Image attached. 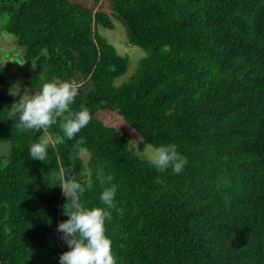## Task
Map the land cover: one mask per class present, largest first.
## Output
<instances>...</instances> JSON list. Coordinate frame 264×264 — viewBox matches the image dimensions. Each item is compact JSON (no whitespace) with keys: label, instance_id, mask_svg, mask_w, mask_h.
<instances>
[{"label":"trees","instance_id":"1","mask_svg":"<svg viewBox=\"0 0 264 264\" xmlns=\"http://www.w3.org/2000/svg\"><path fill=\"white\" fill-rule=\"evenodd\" d=\"M109 1L127 41L145 51L118 85L128 58L97 31L112 29L104 10L0 0V31L38 68L25 91L53 77L74 80L72 109L92 114L45 161L30 157L28 145L43 133L21 132L8 118L19 97L2 91L0 65V143L10 144L0 154L8 161L0 167V264H58L66 197L53 176L68 169L92 181L81 199L93 207L102 204L99 167L119 185L106 221L117 264H264V0ZM97 109L116 110L153 147L175 144L184 169L150 166ZM60 123L49 131L61 133Z\"/></svg>","mask_w":264,"mask_h":264},{"label":"clouds","instance_id":"2","mask_svg":"<svg viewBox=\"0 0 264 264\" xmlns=\"http://www.w3.org/2000/svg\"><path fill=\"white\" fill-rule=\"evenodd\" d=\"M79 87L74 80H60L55 77L43 83L33 93L25 90L22 92L18 81L9 86V94L19 98L10 105L8 118L15 122L16 128L21 132H31L34 135L43 133L28 145L30 157L45 161L49 150L63 145L66 140H72L92 120V114L87 107L81 105L79 110L71 107ZM61 118L62 134L51 133L49 130ZM79 142L82 143L83 138ZM146 159L150 166L158 170L171 166L172 171L177 174L188 162L173 143L154 147ZM7 163V160L0 161V167ZM83 175L87 176V173ZM96 180L101 187L99 200L102 204L88 207L81 197L92 189V181L82 183L68 173V169L53 176L51 185H60L66 197L64 211L67 219L57 224V231L61 233L67 250L59 254L58 264H117L112 240L107 234L106 221L111 220L112 209L117 207L119 185L114 182V175L110 171L106 172L103 167L96 169Z\"/></svg>","mask_w":264,"mask_h":264},{"label":"rangeland","instance_id":"3","mask_svg":"<svg viewBox=\"0 0 264 264\" xmlns=\"http://www.w3.org/2000/svg\"><path fill=\"white\" fill-rule=\"evenodd\" d=\"M87 6H93L95 9L104 10L111 16L112 29H108L97 25V31L108 39L116 48V51L128 58L127 70L114 78V85H118L127 80L135 71L139 60L145 55V51L127 41L125 28L122 22L116 17L112 16L110 10V1L101 0L100 3L95 4L94 0H73ZM23 48L18 46L15 37L4 30L0 31V65L5 66L4 83L1 86L2 91L9 93V86L18 81L21 85V91L27 87L28 78L34 76L38 72L37 65L34 60L25 59L23 57ZM23 63V64H21ZM33 63L35 66H33ZM96 118L107 125H111L119 129L122 134L129 140L130 145L143 158L154 148L152 145L144 141L140 133L127 124L123 118L114 109H97ZM10 144L7 142L0 143V154L7 155ZM81 156L84 161L87 160L88 154L85 150H81Z\"/></svg>","mask_w":264,"mask_h":264}]
</instances>
